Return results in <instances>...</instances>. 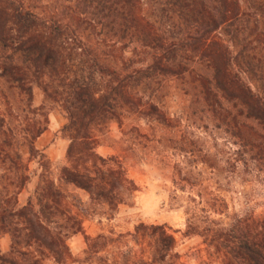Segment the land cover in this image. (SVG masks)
Returning a JSON list of instances; mask_svg holds the SVG:
<instances>
[{
    "label": "trees",
    "instance_id": "obj_1",
    "mask_svg": "<svg viewBox=\"0 0 264 264\" xmlns=\"http://www.w3.org/2000/svg\"><path fill=\"white\" fill-rule=\"evenodd\" d=\"M50 1L0 0V264H180L164 223L83 234L84 216H113L136 191L118 156L96 152L127 119L146 126L121 129L133 147L173 160L182 235L219 264H264V0H58L60 13ZM54 108L67 140L57 177L36 146ZM233 182L237 210L222 194Z\"/></svg>",
    "mask_w": 264,
    "mask_h": 264
},
{
    "label": "rangeland",
    "instance_id": "obj_2",
    "mask_svg": "<svg viewBox=\"0 0 264 264\" xmlns=\"http://www.w3.org/2000/svg\"><path fill=\"white\" fill-rule=\"evenodd\" d=\"M44 3L45 0H33ZM51 10L60 13V1L51 0ZM42 95L39 89H34L33 102L38 105ZM66 122L63 112L59 108L52 109L48 114L47 129L36 140V146L43 149L45 155L51 163L52 176L57 177L59 167L64 163L67 140L60 132L61 127ZM139 125L144 130L141 121L127 119L123 122L121 129L128 130L131 126ZM146 127V126H145ZM121 129L114 122H111L106 132L100 137L96 152L101 156L115 155L121 160L127 175L135 185L136 191L129 205L121 206L113 216L107 217L105 214L97 213L83 217L84 235L94 236L100 232L114 230L116 233L131 232L133 227L139 223L166 224L176 239V250L180 255V264H219L217 260L211 258L200 238L197 236H183L184 213L179 203H172L170 198L173 194L171 183L172 163L160 160L155 153L148 149L133 147L130 141L122 134ZM33 164H30V168ZM36 183V177H32L24 189L18 195V203L23 204ZM70 194L77 195L81 201H87V194L74 186L65 185ZM226 188V187H224ZM236 182L227 187L222 194L228 200L229 209H239L241 204L237 199L235 190H239ZM247 195L252 200L255 213L263 211L262 192L256 186L249 185L245 188ZM178 194H181L180 191ZM75 234L68 238L67 244L74 257H80L84 247V235ZM8 237H0V249H8ZM71 264H78L72 262Z\"/></svg>",
    "mask_w": 264,
    "mask_h": 264
}]
</instances>
